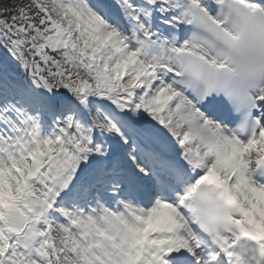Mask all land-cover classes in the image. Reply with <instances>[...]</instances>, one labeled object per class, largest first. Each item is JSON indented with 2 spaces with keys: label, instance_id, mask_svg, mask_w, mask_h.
I'll return each mask as SVG.
<instances>
[{
  "label": "snow or ice",
  "instance_id": "snow-or-ice-1",
  "mask_svg": "<svg viewBox=\"0 0 264 264\" xmlns=\"http://www.w3.org/2000/svg\"><path fill=\"white\" fill-rule=\"evenodd\" d=\"M0 264H264V0H0Z\"/></svg>",
  "mask_w": 264,
  "mask_h": 264
}]
</instances>
